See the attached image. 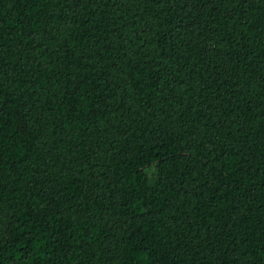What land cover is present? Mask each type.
<instances>
[{
    "label": "trees",
    "instance_id": "1",
    "mask_svg": "<svg viewBox=\"0 0 264 264\" xmlns=\"http://www.w3.org/2000/svg\"><path fill=\"white\" fill-rule=\"evenodd\" d=\"M0 264H264V0H0Z\"/></svg>",
    "mask_w": 264,
    "mask_h": 264
}]
</instances>
